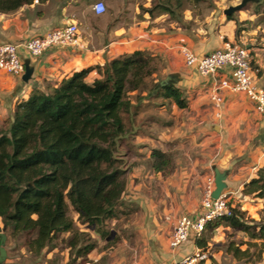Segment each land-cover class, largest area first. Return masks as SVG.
<instances>
[{"label":"crops","instance_id":"1","mask_svg":"<svg viewBox=\"0 0 264 264\" xmlns=\"http://www.w3.org/2000/svg\"><path fill=\"white\" fill-rule=\"evenodd\" d=\"M50 1L56 3L54 10L45 8L44 12L33 14L36 5L47 6ZM110 1L107 0L108 3ZM79 2L80 0H47L40 3L36 0L15 11L0 13L2 41L22 44L32 36L70 22L78 24L81 34L79 45L52 46L39 57L30 56L22 49L25 63L33 69L31 78L25 82L22 77L0 70V101L4 97L6 102H19L29 96L34 85L45 89L47 83H56L75 71L103 65L113 58L138 51L147 59L161 63L158 71L163 77L159 82L160 86L173 84L183 92L188 102V106L182 108L188 113V127L195 126V129L191 128L192 141L202 134L205 149L203 153L210 155L208 151H211V156H214L213 151H218L222 160L227 162L225 167H221L224 162L215 166L228 171L227 193L242 192L245 184L255 178L259 168L264 166V115L257 112L253 102L243 93L233 95L234 92L229 89L221 91L222 103L216 106L211 99L212 88L215 83L230 77V69L224 68L215 76L203 75L197 67L186 64L182 48L187 46L195 54L202 56L222 47L226 41L244 45L252 55L255 82L264 87V0L249 1L241 10L232 13L231 17L224 11L231 5H237L238 1L233 0L227 5L218 4L202 18L193 17L191 11L183 14L180 12L176 18L164 8L151 10L152 3H156L154 0H144L133 7L130 0H117L102 15L94 14V3L86 14L78 8ZM102 17L107 19L105 25L96 22V19ZM91 75L95 77L97 72L94 71ZM157 148L167 152L163 148ZM241 157V161L236 160ZM256 199L263 201L264 205V199ZM147 205L151 213L145 208V216L150 214L149 219L157 227L142 228L136 233L139 237H154L150 240L149 249L139 246V250L133 244H124L127 242L124 239L115 246L101 250V246L97 244L86 257H78L74 264H145L148 255L155 263L156 260L162 262L181 259L199 248L196 242H189L172 249L169 242L173 223L180 216H165L166 219L159 220L152 216V206L149 203ZM2 222L0 217V225ZM163 223L166 224L165 231L168 229L170 232L169 239L161 229ZM167 224H170L169 228ZM110 239L113 241L114 235ZM6 250L7 257L0 264H28L23 261V255L14 257L8 246ZM122 250L125 252L122 253ZM59 252V247H55L50 250L47 259H52ZM62 256L64 258L61 264H68L69 248L63 249ZM47 263L49 264L48 261L44 262ZM258 264H264V252Z\"/></svg>","mask_w":264,"mask_h":264},{"label":"trees","instance_id":"2","mask_svg":"<svg viewBox=\"0 0 264 264\" xmlns=\"http://www.w3.org/2000/svg\"><path fill=\"white\" fill-rule=\"evenodd\" d=\"M35 0H0V13L17 10ZM40 3L47 0H37ZM183 0H156L153 9L164 8L179 17ZM231 17V15H229ZM146 58L139 52L123 54L95 67L83 68L45 89L34 85L29 96L15 105L11 118L0 125V217L10 234L35 235L29 247L36 253L56 246L58 233L68 232L70 259L86 257L97 246L89 232L78 229L67 215L71 206L82 224L93 226L105 237V221L113 217L127 186L128 170L117 156L119 140L127 134L125 115L132 103L126 86ZM138 70V71H137ZM179 108L188 102L173 84L160 87ZM155 171L169 167L168 153L153 148ZM242 192L264 199V166ZM232 214L208 222L205 230L226 225L244 232L248 247L230 242L228 252L240 260L258 248L264 252V220L247 222L245 211L232 206ZM196 245L206 249L207 241Z\"/></svg>","mask_w":264,"mask_h":264},{"label":"rangeland","instance_id":"3","mask_svg":"<svg viewBox=\"0 0 264 264\" xmlns=\"http://www.w3.org/2000/svg\"><path fill=\"white\" fill-rule=\"evenodd\" d=\"M96 1L98 0H80L78 8L88 14L87 11L91 10V4ZM103 1L106 4L107 11L114 6L117 0H111L110 3L107 0ZM143 1L130 0V3L133 7ZM154 1L156 2V0ZM232 1L183 0V6L179 10L182 14L185 11H191L193 17L202 18L212 12L218 4L227 5ZM235 1H238L237 4L241 2L239 0ZM154 4L156 3H152V7ZM45 6L36 5L33 9V14L44 12L45 8L54 10L56 3L50 1ZM96 22L105 25L107 19L102 17L96 19ZM97 66L99 65L91 66L95 67L96 77L99 76ZM160 66L161 63L159 61L146 58L145 65L139 72L130 76V81L126 86L127 99L131 101L132 107L130 113L125 115L128 131L119 140L117 156L124 161L123 165L128 170L127 186L122 194L121 202L116 208L115 215L105 221L104 229L108 234L105 237L101 236L100 232H97L93 226L82 224L78 219V214L71 206L68 209L67 215L74 221L75 226L82 231L89 232L97 244L101 246L100 250L115 246L123 239L127 241L124 244H133L138 248L140 246L141 248L146 247L149 249L150 240L154 237H139L136 233L142 228L152 229L157 227L154 221L149 219V213V216H145V210L148 209L150 212L147 204L149 203L152 206V211L154 212L152 216H156L159 220L166 219L165 216L171 218L183 215L194 216L200 209L201 202L207 194L209 185L212 183L214 167L222 162H224V165L221 167L227 165V162L223 161L221 156H219L218 151H213L215 152L214 156H211V151H208L210 155L203 153L205 149H203L202 134L195 137V141H192L190 134H193L192 129H195V126L188 127V113H186V110L179 108L172 99L165 97L163 91L160 90L159 82L163 78L158 72ZM91 76L90 74L88 77L89 81L93 78ZM233 95L239 94L233 93ZM17 103L18 101L6 102L4 97L1 99L0 125L5 124L12 117ZM246 110L250 109L246 108ZM154 147H160L167 151L169 167L166 171L157 172L154 170L152 166L153 160L149 156ZM242 158H236V160L241 161ZM225 194L232 206H239L245 211L247 222L253 223L264 220L263 201L242 192L232 194L226 191ZM142 200H145V202ZM169 225L167 224L168 228ZM0 226H3V222ZM165 227L166 224L163 223L161 229L165 231ZM7 234L6 247L10 248L12 256L23 255L25 258L23 261H27L28 264H44L47 261L49 264H61L64 258L62 251L67 247L66 238L70 235V233L64 232L58 233L54 237L52 243L59 247L60 252L52 259H47L50 252L49 248H45L41 253H36L35 250L32 251L30 249L29 243L35 238V235L20 234L17 237H13L9 229ZM112 235L115 237L113 241L110 239ZM164 236L169 239L170 232L168 229L164 232ZM199 238L207 241V248L210 249L212 254L211 264H258L262 259L261 257L258 260V248L254 246L251 247L248 256L240 260L228 252L227 248L230 242H234L236 245H240L242 249H246L248 247L246 242L250 238L244 232L234 230L224 224L214 230H204ZM196 240L198 239H191L185 244L196 242ZM139 250L141 249L139 248ZM123 252L125 250H122ZM158 262L160 261L152 262V258L149 255L145 258V264H157Z\"/></svg>","mask_w":264,"mask_h":264},{"label":"built area","instance_id":"4","mask_svg":"<svg viewBox=\"0 0 264 264\" xmlns=\"http://www.w3.org/2000/svg\"><path fill=\"white\" fill-rule=\"evenodd\" d=\"M107 7L103 0L93 4L96 15L105 13ZM79 26L70 22L55 27L41 35L28 38L18 44L0 40V70L18 77L26 71V64L21 51L24 49L30 56L39 57L52 46L72 47L80 44ZM186 64L195 66L203 75L215 76L224 68H229L230 77L220 80L213 86L211 99L216 106L222 103L221 91L229 89L234 93H243L253 102L258 113L264 115V87L258 86L254 79L252 55L247 47L238 43L224 42L223 46L199 56L187 46L182 48ZM215 187L214 180L207 189V194L201 202L200 209L194 216L183 215L173 223V232L169 245L177 249L191 239L201 237L208 222L232 214L231 204L226 194L212 198ZM212 254L209 248H198L178 260L162 261L159 264H210Z\"/></svg>","mask_w":264,"mask_h":264},{"label":"water","instance_id":"5","mask_svg":"<svg viewBox=\"0 0 264 264\" xmlns=\"http://www.w3.org/2000/svg\"><path fill=\"white\" fill-rule=\"evenodd\" d=\"M249 1L252 0H241V2L237 5H231L225 9L224 13L226 15H231L232 13L241 10ZM26 64V71L25 74L22 76V80L27 82L32 75L33 69L29 66L28 63ZM228 171L227 170H220L218 167L214 169V184L215 187L211 193L212 198H218L221 196L223 191L227 187V179ZM8 225L3 223V226H0V263L4 262L7 257V250H6V243L8 240L7 235Z\"/></svg>","mask_w":264,"mask_h":264}]
</instances>
